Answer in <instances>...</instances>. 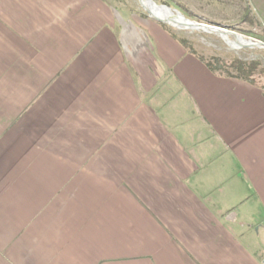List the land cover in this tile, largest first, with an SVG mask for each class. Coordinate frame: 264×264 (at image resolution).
I'll use <instances>...</instances> for the list:
<instances>
[{
	"label": "crops",
	"instance_id": "crops-1",
	"mask_svg": "<svg viewBox=\"0 0 264 264\" xmlns=\"http://www.w3.org/2000/svg\"><path fill=\"white\" fill-rule=\"evenodd\" d=\"M6 1L12 41L38 33L44 56L0 89V264H262L264 92L153 23L136 61L142 36L93 25L83 0L27 20ZM250 2L264 43V0Z\"/></svg>",
	"mask_w": 264,
	"mask_h": 264
},
{
	"label": "rangeland",
	"instance_id": "rangeland-1",
	"mask_svg": "<svg viewBox=\"0 0 264 264\" xmlns=\"http://www.w3.org/2000/svg\"><path fill=\"white\" fill-rule=\"evenodd\" d=\"M20 1L23 7L21 16H28L30 11L35 7L39 12H50L52 15L56 16L58 12L62 11L64 7H72L70 4L75 0H17ZM44 1V2H43ZM158 7H164L170 9L173 13H178L180 16L187 20L201 23H216L219 26L225 27L228 30L234 31L241 35L245 40L252 39L256 40L252 30L251 21V2L250 0H151ZM3 5L9 6L6 10H3L1 3ZM84 5H81V9H90L97 13V19L94 18L92 24L98 27H105L103 24L104 19L102 15L107 16L110 21L115 20L113 28L115 31H119V25L124 29V36L126 39H133L136 37V31L142 37L137 38L138 48H141L140 54L133 56L136 61H141L143 59H148L147 49L150 47L148 43V38L144 34L147 27L151 25H156L173 37L176 41L183 40L187 43V47L193 50L199 57H201L205 62L214 63V60L221 61L224 64H229L232 61L240 60L243 62H257L260 63L261 67L264 68V50L252 49L247 51H238L232 49L224 40L214 35L205 34L196 31H189L184 29H177L171 26L163 25V27L150 20L138 4V0H83ZM13 5L12 2H7L6 0H0V11H6L4 14L5 18L0 17V89L10 90L18 88L21 86L22 80L28 78L27 70V59L35 62V58L43 57V50H30L29 43L31 45H38L35 43L40 36L36 33V41L29 40L30 36L34 34H29L26 32L27 28L24 29L26 36L29 38L28 42H16L12 41V35L10 34V29L3 27L2 23L5 22L7 25L11 26L12 19L9 15ZM89 5V6H87ZM18 6V5H17ZM73 8H69L67 13L71 15ZM100 17H99V16ZM19 22L27 23L23 18L19 19ZM49 22L47 19L45 27L43 30H53L52 28L56 25L54 20L55 17L52 16ZM14 21H16L14 19ZM15 23V22H14ZM54 25V26H53ZM87 26V23H81L80 26ZM21 29V28H20ZM136 29V30H135ZM153 29V28H152ZM71 30V29H70ZM101 30V29H100ZM143 31V33H142ZM68 33L71 31L68 30ZM22 35V34H21ZM18 36V35H17ZM23 36V35H22ZM26 38V37H24ZM27 39V38H26ZM258 41V40H257ZM54 43V42H53ZM20 47L19 49L9 47ZM50 46V45H49ZM150 51V48H149ZM33 56L29 54L33 53ZM145 52V54L143 53ZM144 54V55H143ZM37 56V57H36ZM56 56V55H55ZM143 56V57H142ZM138 59V60H137ZM219 74H223L218 71ZM260 85H264V77L256 74ZM24 78V79H23ZM20 79V81H19Z\"/></svg>",
	"mask_w": 264,
	"mask_h": 264
},
{
	"label": "water",
	"instance_id": "water-1",
	"mask_svg": "<svg viewBox=\"0 0 264 264\" xmlns=\"http://www.w3.org/2000/svg\"><path fill=\"white\" fill-rule=\"evenodd\" d=\"M138 4L150 20L155 21L159 24L171 26L177 29H184L214 35L221 38L225 42L227 41L228 43H231L232 45H229L226 42L232 49L238 51H247L252 49L264 50L263 42L252 39L245 40L241 35L237 34L234 31L228 30L225 27L190 21L180 15V17H173L172 15H167V17L158 16L148 8V5H152L154 9H165L167 11L171 10L164 7H158L151 0H138ZM262 264H264V260Z\"/></svg>",
	"mask_w": 264,
	"mask_h": 264
},
{
	"label": "trees",
	"instance_id": "trees-1",
	"mask_svg": "<svg viewBox=\"0 0 264 264\" xmlns=\"http://www.w3.org/2000/svg\"><path fill=\"white\" fill-rule=\"evenodd\" d=\"M210 24V23H209ZM162 27L163 25L160 24ZM179 45L190 55L194 56L201 63H203L207 69L213 74H218L220 76L241 80L261 91L264 92V85H260L256 74L264 77V68L261 67L260 63L257 62H243L240 60L232 61L229 64H224L221 61L214 60V63L205 62L201 57H199L193 50L188 48L187 43L183 40H177ZM221 71L223 74H219Z\"/></svg>",
	"mask_w": 264,
	"mask_h": 264
},
{
	"label": "bare ground",
	"instance_id": "bare-ground-1",
	"mask_svg": "<svg viewBox=\"0 0 264 264\" xmlns=\"http://www.w3.org/2000/svg\"><path fill=\"white\" fill-rule=\"evenodd\" d=\"M148 8L153 11L156 15L161 16V17H167V15H172L173 17H180L179 14L173 13L172 11H167L165 9H154L152 5H148ZM227 42V41H226ZM228 43V42H227ZM229 45H232L231 43H228Z\"/></svg>",
	"mask_w": 264,
	"mask_h": 264
}]
</instances>
